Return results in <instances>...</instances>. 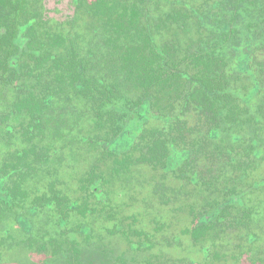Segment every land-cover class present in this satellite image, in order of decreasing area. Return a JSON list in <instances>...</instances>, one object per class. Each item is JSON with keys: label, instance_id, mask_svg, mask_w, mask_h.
<instances>
[{"label": "trees", "instance_id": "16d2710c", "mask_svg": "<svg viewBox=\"0 0 264 264\" xmlns=\"http://www.w3.org/2000/svg\"><path fill=\"white\" fill-rule=\"evenodd\" d=\"M48 1L0 0L3 232L5 221L21 222L29 248H50L44 264H131L88 224H75L80 239L63 228L73 213L95 215L113 182L161 166L183 177L160 185L161 201L190 192L183 205L194 222L182 233L212 257L207 264L225 257L218 241L242 227L240 251L264 264L244 201L264 179L242 183L264 158V0H69L68 29L51 24ZM163 2L169 9L154 18L149 4ZM193 193L215 197L211 211L193 213ZM37 213L43 228L33 231ZM157 223L152 233L119 227L131 248L150 247ZM132 262L196 264L156 254Z\"/></svg>", "mask_w": 264, "mask_h": 264}, {"label": "rangeland", "instance_id": "374dc122", "mask_svg": "<svg viewBox=\"0 0 264 264\" xmlns=\"http://www.w3.org/2000/svg\"><path fill=\"white\" fill-rule=\"evenodd\" d=\"M193 2L197 5L202 1L195 0ZM154 4L155 3L149 4L151 7L149 8L150 13L154 18L166 13L170 6L168 3L163 2L156 8ZM45 9V14L53 26H55V24L61 25L64 21L62 26L68 29L69 26L66 24V20L69 19L68 16H71L73 9V4H70L69 0H49L45 4ZM186 113L192 116L195 114V111L190 110ZM135 125H138V122H136ZM147 126H154V124L153 122H148ZM203 162L205 161L203 160ZM202 165L204 167V163H202ZM86 168L87 165L84 169ZM99 168L102 171L105 166L100 164ZM174 172L177 173L178 171L175 170ZM174 172L170 171L164 173L161 166L157 168L145 165L139 166L138 169L133 172V177L131 179L116 181L109 186L112 187V190L111 193L106 196L111 197L107 199L106 203L100 204L102 208L99 207L95 211V215L90 213L82 217L77 213H73L68 219L67 227L63 229L66 230L68 235L72 237L75 235V238L80 239L79 234L75 231L77 228L75 224L79 222L88 224L91 229H93L94 233L101 238L103 237L105 244L110 247L109 249L112 252V256H123L126 262L128 261L127 263L130 262L131 264H133V260L135 262H141L151 254L159 255L164 259H168V257L171 259L179 258L193 261L196 264H207V262H210L208 260L212 259V257L209 255L205 256L201 246L196 245L189 234L182 233V229L185 226L190 227L194 222L192 216L188 215L186 212L189 208H184L183 205L190 192L184 189L180 196L178 195L175 199L171 197L172 200L167 205L162 204L161 199L165 196L159 191L160 185L165 183L171 188H176L183 182V177L177 179L175 175H173ZM257 179H264V158L258 161L253 167L249 177L242 179L243 188L246 184ZM66 181L70 182L71 180L67 178ZM77 186L78 185H76V188ZM193 187L194 186L190 184L187 188L190 190ZM61 189L62 192L64 190L69 196V192L65 187ZM74 191L75 192L70 193V198L76 195L80 196V191L78 189ZM193 194H196L195 198H193L196 201H190L193 202V205H191V211L193 213L198 214L200 211L203 213L211 211L206 203L215 197L209 196L208 198L202 197L201 199L199 193ZM167 195L170 196V194ZM245 196V204L253 210V219L256 221L255 224H252L253 230L257 234L254 246L261 249L264 248V186L262 188L253 189L250 195ZM109 212L111 213L110 215L108 214ZM205 215L211 216V213L208 212V214ZM25 217L28 218V216ZM43 218V216L39 217L38 213L34 216H29L33 231L43 228L41 225ZM190 218L192 221H190ZM155 221L158 222L157 226L158 229H160V235L156 233L155 238L148 241L147 244L150 247H146L147 245H139L137 248H131L121 232V227H119L120 225L126 227L128 224H132L137 226L136 228H138V230L152 233L155 227ZM163 226H165L164 229ZM48 227L51 228V226H47L46 228ZM5 228H7L8 233H4L2 226H0V264H44V260L49 257L51 251L48 246L42 251L37 250L35 247L29 248L30 245H28L27 242L29 239H23L24 236L26 237V233L24 232L21 222L9 219L7 222L5 221ZM244 231L245 228L242 227L232 236V231H230L228 235L231 240L228 238L227 241H218V251L223 252L225 257L221 260L213 261L215 264H251V259L247 252L240 251L239 247V244H242L239 235ZM8 234L15 235L18 240L22 238L24 242L15 241L16 238L12 235L8 237ZM176 235L179 237L178 243L173 242L169 245L165 243V241L169 242L170 239ZM138 239L141 238L136 236L133 238L131 237L130 240L135 242L136 245ZM141 240H143V238ZM92 242L96 243L94 240ZM246 248L248 249L247 246ZM209 249L211 250L212 248L209 247ZM131 259L133 260L131 261Z\"/></svg>", "mask_w": 264, "mask_h": 264}, {"label": "flooded vegetation", "instance_id": "af4514ba", "mask_svg": "<svg viewBox=\"0 0 264 264\" xmlns=\"http://www.w3.org/2000/svg\"><path fill=\"white\" fill-rule=\"evenodd\" d=\"M138 125H139V122H138ZM103 198H105V197H103ZM213 213H215V212H213ZM211 216H212V214H211ZM211 216L210 215H205L204 218L211 217Z\"/></svg>", "mask_w": 264, "mask_h": 264}]
</instances>
